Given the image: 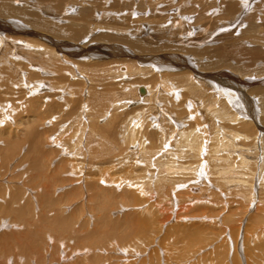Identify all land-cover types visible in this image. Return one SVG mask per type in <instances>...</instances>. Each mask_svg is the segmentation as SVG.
I'll list each match as a JSON object with an SVG mask.
<instances>
[{
  "label": "rangeland",
  "instance_id": "374dc122",
  "mask_svg": "<svg viewBox=\"0 0 264 264\" xmlns=\"http://www.w3.org/2000/svg\"><path fill=\"white\" fill-rule=\"evenodd\" d=\"M169 1L170 0H136L133 7H130L131 4L129 3L132 2V0H35V1L34 0H27V1L17 0V2L19 3V6L23 8L22 11H25V13H27V17H29L28 21L31 22L28 24L25 23L27 24L26 26L29 28V31L33 30L31 32H37V34L39 33L48 38L55 39L58 42L63 41V42L71 43V44H81L82 43L83 45H81L80 47L82 49L86 48L88 45L90 46V44L91 45L102 44L104 43V40L106 38H111V37L112 38L110 40L112 41L111 42L112 44L114 43V45L118 44V46L120 45L122 47H126V48L128 47L131 50L133 49L130 46L133 44H135L134 47H137L138 44H141L144 47H147L149 49L160 48V47H163L164 45H167L168 47H170L171 45L173 46V44L178 46L177 43H174V42H176L177 37H178L177 35H179L180 38L185 36V38L187 39L194 38V40L196 39L197 42H199V43L197 42L194 43V42H191V40H189L186 44L181 45L182 48H185L186 50L190 51L189 53L191 52L193 53L195 51L198 52L199 58H197V60L201 59L202 60L201 62L204 63L207 60L208 62H211L213 59V62H214V61H219V59L222 60L219 56H216V55L214 56V58L211 59V57H209L211 56V54L207 53V52H211L210 50H208V48L217 47V45L222 44L220 43L221 42L220 40L216 41L215 40L216 38H219L220 36L223 38V35L229 34L231 36L229 41L231 40L239 41L242 36L243 41L241 42L243 44L245 43L244 44L245 46H251L249 44L250 41H252L251 43H255V41L251 39L250 36L252 35L254 37L257 36V35L251 34V32L256 31V30L259 31L258 29H264V0H257V1L251 0L252 3L247 6L248 9L244 10L238 19H236V16L233 17V15L228 14L226 10L223 9L222 6H220V4L222 3V0H197V1L195 0V4L197 5L199 4V1L202 2V5L199 4L198 9L197 8L195 9L193 6L195 5L193 3L194 0H171V3H170L171 5L169 4ZM58 3H60L61 6H63V7H60L61 9H59ZM197 5L195 7H197ZM19 6L17 7L20 8ZM170 6L172 8H170ZM38 10H40V12ZM79 10L83 11V13L85 11V14L86 13L87 14L81 17L79 14L80 13ZM36 11L37 13H34ZM31 12L33 14H31ZM196 12H198L199 14L196 15ZM78 19L81 22H79ZM41 23L43 24L41 25ZM71 24H73L74 26L76 24H80V27L82 26L81 36L83 35V38L85 40L83 39V41H81L80 43L79 41L77 42L70 41L71 34L69 33L73 32V30H71L69 27V25ZM203 26L204 27L209 26L208 28L209 31L208 30L202 31L201 34L203 33L202 35H206V36L210 34V36L213 38V41H211L209 38L208 40L203 39L202 35H197L198 33L200 34V29L203 28ZM243 33L245 34V36H247L245 37V39L243 38L244 36ZM136 34L138 35L136 36ZM247 34L250 36L248 37ZM168 35H170L173 40L170 39L169 41ZM104 37L105 39H103ZM119 37L126 39L128 41V44L126 42H123L125 44L120 42L119 39H117ZM225 40L226 38H223L222 42L224 43ZM248 40L250 41L248 42ZM229 41H226V42L228 43ZM226 42L224 44H226ZM20 43L21 42H15V41H9V40L4 41V39L0 40V46L2 47V48L0 47V63L2 64V62L4 61V63L2 64L3 66L0 64V84L5 83L3 84V86H8L6 90L8 89L7 91L10 92V93L9 92L6 93L0 89V91H3L5 93L4 102L3 101H1L3 103L0 102V108L3 109V111L0 112V120H1L0 121V133L3 136V138L2 136L0 137V149H2L1 146H3L4 138L9 137L10 134L12 135V138H15L19 136L23 130H26L25 126L33 127L35 123V120H34L35 116L28 119L26 118L25 114H23V120L29 121V122L27 124H23L20 126H16L17 124L15 125L14 122H12L19 115V112L21 114V112L26 110L24 109V104H25L24 102L27 99H29V101H33V99L38 98L40 94L42 95L54 94L55 95V96L53 95L55 99L54 105L56 104L59 106V108L52 110V113H53L52 115L54 118L52 117L53 119H51V121H54L55 118H57V113H61V112L63 113L66 111L65 105L67 103L65 101L67 98L70 97L69 90L72 89L73 85L74 86L76 85V82H75V83L70 84L67 89H64L63 83H67V80L65 81L61 79L59 80V78L60 76L68 77V73L63 75V73L54 70L55 67L51 65L53 63L48 64L49 57L44 55V53H41L39 46L35 48L34 46L36 45L31 44L33 46L22 47L24 43L23 44L22 43L20 44ZM111 43L109 41V42H106L105 44H111ZM15 46H17V48ZM225 46L228 52L232 50V49H228L227 44ZM38 47H39V50H38ZM10 49L13 50V52H11ZM34 50H37L38 52ZM15 51H17L18 53ZM22 52H24L23 53L24 55L22 54ZM25 52L28 54H26ZM175 52L176 51H174L173 53V51H171V53L173 54H175ZM5 53L6 55L7 54L8 55L6 56ZM29 53L30 54L32 53V54L30 55ZM180 54H175V55L178 56ZM9 57H11V61H8L10 60ZM22 57L23 58L25 57V58L23 59ZM93 57L99 58L98 56H95V55H93ZM194 57H197V55H195ZM229 57H231V59L226 58L228 60L225 63L228 64L227 62H230L228 65L232 66L234 69L237 68V70L240 69L242 72H245L246 67L250 66V63H248L244 58L240 57L239 59V54L238 55L232 54V56H229ZM108 58L109 57L104 56L102 58L97 59L96 61L92 60L91 62H98L100 64L99 65L100 67L96 68L97 70H99L101 67L107 70V66L109 65V63L112 62ZM16 59H18V61H16ZM25 59L26 61L24 63ZM42 60H44V62ZM195 60L196 59L194 58V61ZM38 61H40L41 64L42 63L43 64L41 65L40 62L38 63ZM102 62H105L106 65L105 66L102 65ZM20 63H23V64L21 65ZM32 64L33 66L37 64V66H35L36 67L35 69L34 68L32 69L33 67ZM121 64H125V63H121ZM6 65H9L8 67L10 68L8 69ZM16 65H17V68H16ZM97 65L98 64H96V66ZM126 65L127 64H125L124 66ZM79 66L78 65L75 66V63H74V66H72L73 68L74 67L77 68L76 71L78 72L77 73L78 75H81L82 77L84 76L81 79L82 82L79 81V84H80L79 86L81 85L82 87L86 86V83H83L84 78L85 79L88 78L89 82L92 83L91 85H93V82L95 80L97 79L101 80V82L99 83L100 84L99 87L103 89H106V88H104L105 86L102 85V79H103L104 84L106 83L107 86H110V84L111 85L115 84V83H112L114 82L113 81L114 73L112 69L109 74L110 77L105 72V75H107L110 79L107 78V76L105 77V75L103 76V74L100 73L98 74L99 77H96L94 80H91V78L93 79L94 76H97V74L94 73L95 69L89 72V71L84 70L82 66L80 67ZM112 66L113 65L111 64L109 68H111ZM3 67L5 70L8 69L6 72L9 71L10 74H12L13 76L12 75L8 76L7 73L5 75V72H4L5 70H3ZM40 67L42 68V70ZM47 67L51 71L48 70ZM78 67L80 69L83 68V71L85 73H82V71L80 70L79 72ZM258 67L260 68L261 66H258ZM126 69L127 71L125 70V72H127L128 74H126L124 71L121 73L123 74L125 73L127 75V79L128 77L129 79L123 80L122 77H119L120 78L119 80L125 81L127 86L121 87V86L114 85V88H115L114 94H113V97L110 98V100L111 99L116 100L120 98L118 100L119 101L118 104L115 107H111V109L106 113V115H104L103 119H99L98 121L100 125H105L111 119L110 117L113 114H117V115L122 114V116L119 117V120L116 123H114L113 127L108 129V131L110 133H114L113 139L115 140L117 144L116 149L120 147V150L122 151V148H123V150L125 149L124 150L125 153L122 152L123 155L119 153L121 157L119 156L117 158H114V156H112V159H114V163H112L113 161L110 160L111 159L110 157L108 158V160L104 157L98 161L95 160L96 158H94L95 161H93V164L96 165L94 170L91 171L89 175L85 173L87 171L86 170V171H83L81 174H78L76 177H71L73 180L70 184L71 186L70 185H67V186H70L72 188L75 186H79L78 181H76L75 178H80L82 176L84 177V179L80 180L81 185L82 183H84V181H87L89 179L93 180L92 175L96 174L99 167L101 168L102 166L108 167V165H112L110 169V176L118 177L119 174H120L119 176H122L125 173V171H123L124 167L129 168L131 165L135 166L134 164H130L126 162H129V161L135 162L136 160L142 159L141 153L145 152V150L141 151L143 149L140 147V145L138 146V142H136L138 140L134 141L132 144L123 145L122 142L124 139H126L129 132L126 128L127 122H124L122 120H128V118H130L131 116L129 115V117H127V115H125V112L133 108H140V106H143L145 102L144 100L145 95H142V93L139 90L137 91L136 88L140 85H141L140 87L142 88H147V87H150V85L148 82H146L145 77L142 76V74H141L142 77L139 76L141 79L139 80L137 76L139 71L136 70L135 72L133 71V69H131L130 71L129 67L127 68V66H126ZM10 70H12L14 74ZM38 70H41V71L39 72ZM246 71H247L246 73L250 72L254 74V73L259 72L260 70L258 71L255 70L254 72H251L250 69H247ZM20 72L24 75L23 76L24 78L23 77L22 78L27 83H25L22 79H21L22 80L21 83H19L20 82L19 74H21ZM121 73L120 75H122ZM29 74L30 76L33 74L34 75L30 77ZM71 74H74V73H71ZM35 75L36 77L37 76L38 77L36 78ZM25 76L26 77L28 76V77L26 78ZM252 76L253 75H251V77ZM3 77H11V78L15 77V79L13 78L12 84H10L11 79L10 78H9L10 80L7 79L8 81L2 80V79H5ZM16 77H18V79H16ZM253 77L257 79V78H260L261 76L257 75ZM137 78L139 81L137 80ZM262 78H264V74L262 75ZM34 79L35 80L39 79V81L36 80L38 83L36 81L34 82ZM74 79L76 81L78 80L77 77H74L73 75V78H71V80H74ZM117 82L119 81L117 80ZM29 83H33V84H29ZM57 83H59V85ZM27 84H29V87ZM41 85L43 86L41 87ZM35 86H37V88ZM259 86L264 88V83H262V85H259ZM123 88H126V89H123ZM128 88H129V93L127 91ZM247 89H245L246 92H247ZM86 96L87 95H84L83 97H86ZM171 97H172L171 95H165L163 96V98H160V96H158V98L156 97L154 105L157 107V109L155 106H153L152 112L154 111L153 113L156 116L155 120L158 121L162 119V122L159 124V126L152 124L154 125V129H152V131L157 130V133H159V131L163 127H164L165 132H167V130L169 129L168 131L171 132V134L166 137V138L168 137L169 138L167 139V143L165 144L164 150L165 149L166 150H165V153L162 155V159H168V161L179 163L183 166H186L185 165L186 163L187 164L191 163V162H188L190 161L189 157L187 158L186 155L185 156L182 155L181 157H179V160H178V158H176V156L174 157V155L176 153L179 154V152L181 153V151L183 150L182 148L183 146L179 144V141L177 139L180 136L179 135L180 132H178L179 128L180 127H183L184 129L188 128V126L185 125L184 124L185 122L183 121L184 118L187 116V114L184 113L186 115L185 117L184 115H181V117H178L179 116L178 113L183 108L175 107V104H177L178 103L177 101H179V99H176L175 97L174 99H172L173 100L172 102L174 105L171 106L172 102L169 101ZM19 98L21 99L23 105L22 103H20L21 101H19L20 100ZM122 100L123 101L126 100L125 103H123ZM192 100H193V103L196 104L197 110L198 108L200 110H203L202 112L201 111L198 112V115L201 116V117L199 116V118L206 121L205 123H203L205 126V129L206 130L208 129V132L210 134L209 138L210 139L211 137L213 138L214 137L213 131H215L216 127H218L219 124L225 122V116L223 115V117H221L222 115H220L219 113L215 114V112L213 114L214 116L209 115L211 113L207 112L204 106H198L197 104H200V103H198L197 100L194 98H192ZM252 100L255 102L256 105H260L262 103L261 100L263 99H261V95H257L256 97H253ZM105 102L106 100H104L103 104ZM19 104L21 105L19 106ZM124 104L126 105L124 106V108L118 109L120 106ZM76 111H77V108H76ZM6 112L7 114L9 113L8 114L9 117L7 116ZM141 112L135 111V112H132V115L134 114L140 115ZM46 116L47 115L45 114V117ZM259 116H260V119L261 117H264L263 110H260ZM179 118H183V119L179 121L180 120ZM170 121L172 123H169ZM235 123H231V124L235 125ZM134 124H136V122ZM173 124L176 125V127L168 128L172 126ZM49 125L50 124H45L44 128L49 127ZM68 125L69 123L66 122L63 125V128H66V126ZM226 127H224V129L226 130L222 132L220 130L218 135L222 133L221 136L222 135L232 136L231 134L227 133L228 129ZM134 133H136V131ZM52 134H53L52 131H49V133H47L46 135L50 137L51 139L50 141H52V137H53L51 136ZM53 135H58V133L53 134ZM205 136L206 135H203V137ZM245 136H247L246 133H245ZM60 137L61 136H58L56 138H60ZM151 137H152V141L149 145L147 141L144 142V145L146 146L148 145L146 147L147 151L153 150L159 143V139H156L157 137L155 135H152ZM222 137L225 138L224 136ZM220 141L222 142V138H220ZM253 141H254V144H253ZM255 141L256 140L254 138L252 139L249 138L246 140H239V138L238 137L236 138L235 136V138H233L232 140L233 147L231 149H227L226 152L224 149L215 150L216 154L222 155L221 156L222 158H227V161L225 162V164H220L221 158L213 159L211 161H208L205 159L206 161L204 162H206V174L204 172L205 175H201L202 177L200 176V180H198L199 182L198 184L196 183L191 184V188L195 189L194 191L193 189L192 191L191 190L187 191L188 187H185V186H183V188L179 187L178 189L174 191V193L173 191H170L168 193L170 200H169V203L167 202V204H171V206L172 205L173 206H172V209H170L171 207H168V206L166 207L168 209V212H171L169 215L171 218L170 220L168 219L165 220V222L162 221V217H165V215L168 216V214L166 212H163L164 215L161 213H160L161 215H159L160 211L157 210L158 207L155 204H153V202L149 203V205H152L151 206L152 208L150 207L149 212L154 214L153 216H150V217L147 216V210L149 206L147 204L148 202L147 203L145 202L142 205L143 207H145L144 211L132 210V209H129L130 207L121 208V206L127 207L131 205V204L128 205L130 200H124L122 203L116 204V205L115 203H113L114 206H112V209L107 210V212L109 213L112 212L111 219L113 220V223L111 224L110 223H98L94 225V217H93L94 214L92 215V212L90 210V204H86L87 207H85L86 209L83 210V212L85 213L84 215L82 214V216H84V218L86 219V217H88L86 215L90 214L91 218L90 217L87 218L88 219L87 221H89V223L87 227H85V229L83 230H80V226H82L81 222L75 223L74 228L76 230L75 231L76 237L74 239L66 240V238L65 239L62 238L59 241L51 240L47 233L50 234L53 228L50 227V224L48 223L47 218L41 220L40 221L41 227H44V226L47 227L45 230L47 232V233L45 232V236L47 238H45L44 241L41 243V245H39V251H40L41 256H44V260L49 262L51 261L52 257H55L54 255L55 253L59 254L62 250L68 253H71V251H73L70 257L71 261L69 263H67L68 261H64V262H61L60 264H71V262L72 261L74 262L75 260L78 264H87V263L89 264L88 261H91L92 263L96 264L94 260L95 258L96 259L98 258L99 260L101 259L100 261L102 264H263L264 262L263 261L261 262L260 261L261 259L258 258V252H259L258 248L261 245V241H260L261 238H259V236L256 234L257 227L255 228L254 219H253L254 213L256 212V208L254 207L253 209V204L256 203V202L254 203V201H259V197H260L259 194L261 192L260 186H257L255 188L254 187L255 181H254L253 183H251L252 184L251 187L249 186H247L248 188L246 187V184L243 182L244 180L243 171L245 170L244 165L243 164L240 165L241 155L248 161V163L252 162L253 157H255L254 152H256V150H254V148H256ZM209 142H211V140H209ZM173 143L176 148L173 147ZM212 143H216V146L219 147V141H214ZM235 146L236 147L239 146V148H235ZM26 149H27V146L20 149L18 152V155L15 158L12 157L7 161L9 163H6L4 161L5 159L4 154L0 155V237L6 239V240L0 239V255H3L1 258L6 259L5 261L12 260V258L10 257L12 253H19L21 251V250L13 251V250H17L18 246L14 241L9 240L10 237L12 236L17 237L21 233L27 230H29L32 234L37 232L33 228H28L29 219L27 215H23L20 219L14 218L12 215H7L8 208L12 207V210H16L24 203L26 199L30 198L29 200L31 204L35 205L32 208L33 212L37 216H39L42 213H47V210H48L46 209L45 206H42L41 204L36 206L37 202H36L35 194L37 193L38 189H37V183L35 179L36 175L32 171V169H35V162L31 164L30 169H29V165L26 163H24V166L19 167V163H20L19 161L21 160L22 157L27 155ZM138 149L139 151H136ZM174 151L175 153L173 154ZM169 153L171 156L169 155ZM125 154L126 155L128 154V155L125 156ZM130 156H132L131 158H133V160H130L131 159ZM126 157L129 158L128 161L120 160V159L125 160ZM79 159L83 160L81 156H79ZM180 160L181 161L183 160L185 162L183 161L181 162ZM99 161H100V164H99ZM86 163H90L89 159L86 160ZM124 164H128V165H124ZM152 164L155 165L154 162ZM226 164L228 167H226ZM26 169H29V173ZM149 171L150 172H147V175L149 176L152 174L151 176H153V178L149 176V179L152 181L153 179L156 181L155 178L157 176H160V177L162 176L160 172L161 170L159 168L155 170L153 169L152 171L149 170ZM97 177L98 175L96 176V178ZM174 178H171V179H174ZM186 179H187L186 177L179 176L178 180H186ZM249 180H251L250 177H249ZM201 181H202V184H200ZM261 182L262 181H259V184H261ZM152 184L154 185V181ZM101 185L104 187L105 183ZM195 185L197 186L195 187ZM105 187H107V185H105ZM148 188L149 187L147 186L146 192L149 191L148 193H151L154 196V199H155L154 202L163 203L164 201L167 200V198H164L163 200L158 201V195L156 194L154 195V191L151 190L150 192ZM246 190H247L248 196H246V200H245L243 198V195L246 193ZM186 191L187 193L190 192L189 193L190 195L192 194L191 198H189L187 202L185 201L187 199ZM249 191H251L250 196H249ZM18 192L21 193V197L19 198L17 203L6 205V203L10 201V197L12 196V194H15ZM58 192L59 191H57L56 194H58ZM20 193L16 194L15 196L18 197ZM249 199L251 200L253 199L252 200L253 202H250V206L246 205V202ZM180 203H182L184 207H186V208H183L184 209L183 211H180V209H177L178 208L177 206H179ZM91 206L96 207L95 204L94 205L92 204ZM49 210L51 211L48 212L49 214L48 213L47 214L50 217L53 211L52 209H49ZM59 211L61 212L63 216H68L76 220V217L80 209H77V207L74 206V204H70L66 206V208H64L63 204L61 203L59 204ZM133 212H141V214H143V215H140L139 219H141L140 221L144 225V228L143 229L140 228V230L137 232L131 231L125 225L126 223L123 219L125 215L132 214ZM179 212L182 217L181 219H178V216H176V215H179ZM229 215H231L230 218H232L234 222L231 225L230 224L228 225L227 223H225L223 219L225 216H229ZM137 216L138 214L135 217ZM240 221L242 222V224H238ZM233 227L235 228L233 229ZM230 228H232L231 229L233 230L232 232H230ZM238 228L239 230L237 231ZM8 234H10V236ZM37 244H39V242H37ZM9 248L10 250H8ZM7 251H11V254L8 256H6ZM59 256L62 257L61 254ZM3 262L4 261H0V264ZM50 264H54V263H50Z\"/></svg>",
  "mask_w": 264,
  "mask_h": 264
},
{
  "label": "bare ground",
  "instance_id": "6f19581e",
  "mask_svg": "<svg viewBox=\"0 0 264 264\" xmlns=\"http://www.w3.org/2000/svg\"><path fill=\"white\" fill-rule=\"evenodd\" d=\"M135 1L136 0H132V2L129 3L132 5V6L130 5V7H133ZM170 3H171V0L169 1V4ZM193 3L195 4V0L193 1ZM251 3H252L251 0H222V3L220 4V6H222V8L225 9L228 14L233 15V17L236 16V19H238L239 16L241 15V13L244 10L248 9L247 6L250 5ZM58 4H59V6H58L59 9H61L60 7H63V6H61L60 3H58ZM199 4L202 5V2L199 1ZM199 4L193 5L194 8L198 9ZM196 5H197V7H195ZM17 6H19V3L17 2V0H0V40L4 39V41L9 40V41L21 42L22 44L24 43V45L22 47L33 46L31 44H35L36 45V46H34L35 48L37 46H39L41 53H44V55L49 57L48 58V60H49L48 64L53 63L51 65L55 67L54 70L63 73V75L68 73V77L65 76L66 77L65 78L64 76L63 77L60 76V78H59V80L60 79L64 80V81L67 80V83H63L64 89H67L68 86L72 83L76 82V85L75 86L73 85L72 89L69 90L70 91V97L67 98L65 101L67 103L65 105L66 111L64 110L65 112H63V113L62 112L57 113V118H55L54 121H51V119L54 118L52 115L53 114L52 110L59 108L58 105H56V104L54 105V101H55V99L53 97L54 94H51V95L50 94H48V95L47 94L46 95L40 94V96L36 99L34 98L33 101H29V99L26 98L27 100L24 102L25 103L24 109H26V110L21 112V114L19 112V115L12 122H14L15 125L17 124L16 126H20L23 124H27L29 122V121L23 120V114H25L26 118H28V119L35 116V119H34L35 123H34L33 127L32 126H25L26 130H23L22 133L15 138H12V135L10 133H9L10 134L9 137L4 138L3 146H1L2 149H0V155L1 154L5 155L4 161L6 163H9L7 161L10 158H12V157L15 158L18 155V152L20 149L27 146V149H26L27 155L22 157L21 160L19 159L20 160L19 161L20 162L19 167L24 166V163H26L29 165V169H30L31 164L33 162H35V169H32V171L36 175L35 179H36L37 189H38L37 193L35 194L36 196L34 195L36 197V202H37L36 206L41 204L42 206H45L46 209H48L47 213L51 211L49 209H52L53 212L51 213L50 217L48 216L49 213L48 214L42 213L39 216H37L33 212L32 208L35 205L31 204V202L29 200L30 198L26 199L24 201V203L16 210H12V207H9L7 215H12L14 218H17V219H20L23 215H27V217L29 219L28 228H33L37 232L32 234L29 230H27V231L21 233L17 237L16 236L10 237L9 240L14 241L18 246V249L13 250V251H19V250H21V251L19 253H12V254H11V251H7L6 256L11 254L10 257L12 258V260H9V261H5L6 259L1 258L3 255H0V261H4L1 264H50V263L60 264L61 262H64V261H68L67 263H69L71 261L70 260L71 259L70 258L71 253L73 251H71V253H68V252H65L62 250L59 254L55 253L54 254L55 257H52L51 261H49V262L44 260V256H41L40 251H39V245H41V243L44 241V239L47 238L45 236V232H46L45 230L47 227H45V226L41 227L40 221L47 218L48 223L50 224V227L53 228L52 232L50 234L46 232L49 235L51 240L59 241L62 238L63 239L66 238V240L74 239L76 237V233H75L76 230L74 228L75 223L81 222L82 226H80V230L85 229V227H87V225L89 223V221H87L88 220L87 218L90 217L91 215L90 214L86 215V216H88V217H86V219L84 218V216H82V214L84 215V213H85V212H83V210L86 209L85 208V207H87L86 204H90V210L92 212V215L94 214L93 215L94 225L98 224V223H110V224L113 223V220L111 219V213L112 212L109 213V212H107V210L112 209V206H114L113 203H115V205L120 204L124 200H130L128 205L129 204H131V205H129L127 207L121 206V208H129L130 207L129 209L140 210V211L145 210V207L142 206L145 202L146 203L148 202L147 203L148 205L150 202H153V204H155L158 207L157 210L160 211L159 215H161V214L164 215L163 212H166L168 214V216L165 215V217H162V221L165 222V220H167V219L170 220L171 217L169 215L171 212H168V209L166 207L168 206V207H171L170 209H172L173 205L171 206V204H167V202L169 203V200H170L168 193L170 191H173V193H174V191L176 189H178L179 187L183 188V186L188 187L187 191H189V190L192 191V189L194 191L195 189L191 188V184L192 183L198 184L199 183L198 180H200V176L206 174V162H204V161H206V160L211 161L213 159L221 158L220 164H225V162L227 161V158H222L221 157L222 155L216 154L215 150L224 149L226 152L227 149H231L233 147L232 140H233V138H235V136H236V138L238 137L239 140H246L249 138L250 139L254 138L256 140L255 141V144H256L255 147L256 148H254V150H256V152H254L255 157H253L252 162L248 163V161L241 155L240 156L241 157L240 165H242V164L244 165L245 170L243 171V175H244L243 182L246 184V187L247 186L251 187L252 186L251 183H253L254 181H255V183H254L255 188L257 186H260L261 192H260L259 196L261 198L259 197V201H254V203L255 202L256 203L253 204V209L255 207L256 212L254 213L253 219H254V226H255V228L257 227L256 228L257 229L256 234L259 236V238H261V240H260L261 245L258 248V251H259L258 252V258L261 259L260 260L261 262L262 261L264 262V240H262V239H264V117H261V119H260V116H259L260 110L264 111V88L259 86V85H262V83H264V78H262V75L264 74V29H258L259 31L256 30V31L251 32V34L257 35L256 37H254L253 35L252 36L248 35L250 32L247 34L248 37L250 36L251 39H253L255 41V43H251L252 41L248 40V42L250 41L249 44L251 46H245L244 45L245 43L243 44L241 42V41H243L242 36H241L239 41H232V40L229 41L231 36L229 34L223 35V38H226L225 42L226 41L230 42V44H229V42L228 43L226 42L228 49H232V50H230V52L227 51L226 46H225L226 44H224L225 42L224 43L222 42L223 38L221 36L219 38H216L215 40L216 41L220 40L221 42L220 41L219 42L222 43L223 45L219 44V45H217V47L208 48V50H210L211 52H207V53L211 54V56H209V57H211V59L214 58V56L216 55V56H219L222 60L219 59V61L213 62V59H212L211 62H208V60H207L206 62L203 63V62H201L202 61L201 59L197 60V58H199L198 52L195 51L193 53L192 52L189 53L190 51L186 50L185 48H182V46H181L182 44H186L189 40H191V42H194V43H196L197 40L196 39L194 40V38H192L193 40L187 39V38H185V36L180 38L179 35H177L178 36L177 40H176V42H174V43H177L178 46H176L174 44H173V46L171 45L170 47H168L167 45H164L163 47L156 48V49H152V48L149 49L147 47H144L141 44H138L137 47H134L135 44H133L130 46L133 49V50H131L128 47L126 48V47H122L120 45L118 46V44L117 45H114V43L112 44L111 43L112 41L110 40L112 37L106 38L108 40H106L104 37L103 38V39H105L104 43L94 44V45L90 44V46L89 45L87 46L88 48L86 47L84 49L80 48L81 45H83L82 43L81 44H71V43H67V42H63V41L58 42L55 39L48 38V37L41 35L39 33L37 34V32H31L33 30L29 31V28L26 26L28 23H31L28 21L29 17H27V13H25V11H22L23 8H21L20 6H19L20 8H18ZM170 8H172V7L170 6ZM40 10H38V11L40 12ZM31 11H33V10H31ZM42 12H43V10H42ZM210 12H211V10H210ZM34 13H37V11ZM31 14H33V13L31 12ZM79 14L82 17L83 15H86L87 13L85 14V11H84V13H83V11H80ZM79 14H78V16H79ZM198 14L199 13L196 12V15H198ZM34 15H32V16H34ZM76 20H77V18H76ZM78 21H79V19H78ZM235 21H237V20H235ZM79 22H81V21H79ZM25 23H27V24H25ZM42 24L43 23H41V25ZM45 24H47V23H45ZM85 26H86V24H85ZM69 27L71 30H73L72 33H69V34H71L70 41L71 42L72 41L73 42L79 41V43L81 41H83V39H84L83 35L81 36V34H82V28L81 27L82 26L80 27V24H76L75 26L73 24H71V25H69ZM208 28H209V26H206V27L203 26V28L200 29V34L198 33L197 35H202L203 33L201 34V32L207 31ZM204 33H206V32H204ZM137 35L138 34H136V36ZM202 37H203V39L208 40V38H209L211 41H213V38L210 36V34L207 36L202 35ZM245 37H247V36H245V34H244L243 38L245 39ZM117 39H119V41L122 43L126 42L128 44V41L122 37H119ZM127 39H129V38H127ZM170 39H172V38L170 35H168V40L170 41ZM101 41H103V40H101ZM109 41L111 44H105L106 42H109ZM198 41H199V39H198ZM40 42H42V43H40ZM131 42H133V41H131ZM197 43H199V42H197ZM123 44H125V43H123ZM15 47L17 48V46H15ZM39 47H38V50H39ZM32 49H33V47H32ZM8 50H9V48H8ZM10 51L13 52V50H11V49H10ZM34 51H37V50H34ZM171 51H173V53H174V51H176L175 54H180V53L181 54L177 56V55L171 53ZM15 52H17V51H15ZM177 52H179V53H177ZM222 52H224V53H222ZM17 53H15V54H17ZM23 53L24 52H22V54ZM205 53H206V51H205ZM26 54H28V53H26ZM232 54H235V55L239 54V59H240V57H242L248 63H250V66L246 67L245 72H242L240 69L237 70V68L234 69L232 66L228 65L230 62H227L228 64L225 63L229 58L231 59V57H229V56H232ZM5 55H6V53H5ZM93 55L98 56L99 58H102L104 56L109 57L108 59L112 62L109 63V65L107 66V70L103 69L102 67L99 70L96 69L97 67L98 68L100 67L99 66L100 64L98 62H91V61L92 60L96 61L99 58H94ZM195 55H197V57H194ZM9 58H10V60H8V61H11V57H9ZM194 58L196 59L195 61H194ZM226 58H228V59H226ZM7 59H8V57H7ZM44 60H45V58H44ZM44 60H42V61L44 62ZM16 61H18V59H16ZM25 61H26V59L24 60V63H25ZM39 62L40 61H38V63ZM3 63H4V61L2 62V64ZM74 63H75V66L80 65L84 68V70L89 71V72H91L92 70L95 69L94 73H96L97 76H94V78L93 79L91 78V80H94L96 77H99L98 74H100V73H102L104 76L105 72L110 77L109 74H110V71L112 69V71L114 73L113 74V76H114L113 81L114 82H112V83H115V84H113V85L110 84V86H107L106 83L104 84L103 79H102V85H104L105 86L104 88H106V89H103V88L99 87L100 86L99 83L101 82V80L97 79L93 82V85H91L92 83L89 82L88 78L87 79L84 78L83 80L85 82L83 81V83H86V86H84V87H82V85L79 86L80 85L79 81L82 82L81 79L84 76L82 77L81 75L77 74L78 73L76 71L77 68L74 67L75 68L74 69L72 67V66H74ZM121 63L127 64L126 66H127V68L129 67L130 71H131V69H133V71H135V72H136V70L139 71L137 74L139 80H141L139 76H141V74H142V76L145 77L146 82H148L150 85V87H147V88H142V87H140L141 85L136 88L137 91L139 90L142 93V95H145L144 96L145 102H144L143 106L139 105L140 108H133V109H130L129 111L125 112V115H127V117H129V115H131V116H130V118H128V120H122L124 122H127L126 128L129 132L126 139H124L122 142L123 145L132 144L134 141L138 140V141H136V142H138V146L140 145V147L143 149L141 151L145 150V152H142V153L140 152L142 159L136 160L137 159L136 158L135 159L136 161L134 160L135 162H131V161L126 162V163H130V164H134L135 166L131 165L132 167L130 166L129 168L124 167L123 171H125V173L122 176H119L120 175L119 174L118 177H112V176H110V169H111L112 165H108V167L102 166L101 168L99 167L96 174L92 175L93 180L89 179L87 181H84V183H82V185L80 184L81 183L80 180H83L84 177L82 176L83 177L82 178L79 176L80 178H75V180L78 181L79 186L74 185L75 187L72 188V187H70L71 186L70 184L73 181L71 177H76L78 174H81L83 171H86V170L87 171L85 173L89 175V173L91 171H93L94 168L96 167V165L93 164V161L101 160L104 157L108 160V158L110 157L111 158L110 160L113 161L112 163H114V159H112V156H114V158H117L119 156L121 157V155L119 153L122 154V152H124V150H125V149L123 150V148H122V151H121L120 147L118 149H116L117 144H116L115 140L113 139L114 133H110L108 131V129L113 127L114 123H116L119 120V117L122 116V114H120V115L113 114L110 117L111 119L105 125H100L98 123L99 119H103L104 115H106V113L111 109V107H115L119 102L118 100L120 98L116 99V100H114V99L110 100V98H112L113 94H114V90H115L114 85L121 86V87L127 86L125 81L119 80L120 79L119 77H122L123 80L127 79L126 74H128L127 72H125V70L127 71L126 66H124L125 64H121ZM7 64H8V62H7ZM20 64L22 65L23 63H20ZM33 64H35V63H33ZM33 64H32V66H33ZM40 64H41V62H40ZM96 64H98V65L96 66ZM111 64L113 66L111 68H109V66ZM9 65H6V66L8 67ZM17 65H18V63H17ZM17 65H16V68H17ZM102 65L105 66L106 65L105 62H102ZM25 66H26V64H25ZM35 66H37V64ZM35 66H33L32 69L33 68L35 69L36 68ZM258 66H261V67L259 68ZM9 68L10 67H8V69ZM43 68H45V67H43ZM83 68L82 69L79 68L78 71L80 70V71H82V73H85L83 71ZM8 69L5 70L3 67V70H5L4 71L5 75L7 73L8 76H10L12 74H10L9 71H8L9 73L6 72ZM47 69L50 70L48 67H47ZM247 69H250L251 72H254L255 70H257V71L260 70V71L252 74L250 72L246 73ZM41 70H42V68H41ZM41 70H38V71L40 72ZM10 71L14 74V72L12 70H10ZM123 71L126 74L121 73ZM36 72H35V74H36ZM44 72H45V70H44ZM119 72L122 75H120ZM17 73H18V71H17ZM71 73H74V74H71ZM21 74H19V76H20L19 81L20 82L17 80L19 83H21V81L24 78L23 77L24 75L23 74L21 75ZM235 74H237V75H235ZM27 75H28V73H27ZM33 75L30 76V74H29L30 77H32ZM73 75H74V77H77V79H78L77 81L75 79L71 80V78H73ZM251 75H253V76L259 75L261 77L255 79V77H253V76L251 77ZM106 76L107 75H105V77ZM108 76H107V78H109ZM18 77H16V79H18ZM35 77H36V75H35ZM3 78H5V79H2V80H7V79L10 80L11 79L10 84H12V79L13 78L15 79V77H12V78L11 77H3ZM138 78H137V80H138ZM128 79H129V77H128ZM36 80L34 79V82ZM117 80L119 82H117ZM37 81H39V79ZM87 82H89V83H87ZM7 83H9V82H7ZM25 83H27V82H25ZM3 84H5V83L0 84V89L6 93L9 92V91H7L8 89L6 90V88L8 86H3ZM29 84H33V83H29ZM29 84H27L28 87H29ZM40 84H41V82H40ZM57 84L59 85V83H57ZM23 85H24V83H23ZM37 86H35V87L37 88ZM42 86L43 85H41V87ZM123 89H126V88H123ZM245 89H247V92L245 91ZM3 91H0V102L1 101L4 102V99H5V93ZM127 91L129 93V88L127 89ZM143 93H145V94H143ZM61 94H62V92H61ZM67 94H69V93H67ZM84 95H87V96L83 97ZM165 95H171L172 96L169 100L171 102L173 101L172 99H174V97L176 99H179V101H177L178 103L175 104V107L176 108L182 107L183 109H181L180 112L178 113V115H179L178 117H181V115H184V117H185L186 115L184 113L187 114V116L184 118L183 121L185 122L184 124L188 126V128L184 129L183 127H180L179 131H178V132H180L179 133L180 136L177 139L179 141V144L183 146L182 147L183 150L181 151V153L179 152V154L176 153L174 155V157L176 156V158H178V160H179V157H181L182 155H184V156L186 155L187 158L189 157L190 161H188V162H191V163H189V164L186 163L185 164L186 166H183L179 163H174V162L168 161V159H162V155L165 153V150H166V149L164 150L165 144L167 143V139L169 138V137L168 138H166V137L171 134V132L168 131L169 129L167 130V132H165L164 127H163L159 131V133H157V130L152 131V129H154V125H152V124L159 126V124L162 122V119H160L161 121L160 120L156 121L155 120L156 116L153 113L154 111L152 112L153 106H155L154 104H155L156 97L158 98V96H160V98H163V96H165ZM257 95H261V99H263V100H261L262 103L260 105H256L255 102L252 100L253 97H256ZM251 97H252V99H251ZM7 98H9V97H7ZM192 98L196 99L197 102L200 103V104H197L198 106H204L206 108V111L211 113L209 115H213L215 112V114L219 113L220 115H222L221 117H223V115L225 116V122H224L225 124L221 123V124H219L218 127H216L215 131H213L214 137L213 138L211 137V139L209 138L210 134L208 132V129L206 130L205 126L203 124L206 121L199 118L200 115H198V112L199 111L202 112L203 110H200L199 108H198V110L196 109L197 106H196V104L193 103ZM104 100H106V102L103 104ZM9 101H10V99H9ZM19 101H21V99ZM125 101L122 100L123 103H125ZM3 102H1V103H3ZM5 102H7V101H5ZM65 102H64V104H65ZM20 103H22V101ZM20 105L21 104H19V106ZM22 105H23V103H22ZM173 105L174 104L172 102L171 106H173ZM3 106H4V104H3ZM124 106H126V105L124 104V105L120 106L118 109H122V108H124ZM76 108H77V111H76ZM156 109H157V107H156ZM201 109H202V107H201ZM2 111H3V109H1L0 112H2ZM19 111H20V109H19ZM135 111H138V112L142 111V112L140 115L139 114L132 115V112H135ZM227 112H228V114H227ZM6 114H7V112H6ZM8 114H7V116H8ZM45 114L47 115L46 117H45ZM142 114H144V115H142ZM50 115H52V116H50ZM179 119H180L179 121H181L183 118H179ZM171 121L169 123L173 122V121L172 122ZM66 122H68L69 125L66 126V128H63V125ZM135 122H136V124H134ZM166 123H168V122H166ZM231 123H235V125H232ZM45 124H50V125H49V127L44 128ZM174 124L168 128L176 127V125H174ZM206 124H208V123H206ZM226 126H228V127H226ZM239 126H241L242 128ZM224 127H226L228 129L227 133L231 134L232 136L222 135L225 137V138H223L221 136L222 133H220L218 135L220 130H221V132L226 130V129H224ZM49 131H52L53 134L58 133V135H53V134L51 135V136H53L52 141H50L51 140L50 137L46 136L47 133H49ZM135 131H136V133H134ZM245 133L247 134V136H245ZM152 135H155L157 137L156 139H159V143L157 144V146L153 150L147 151L146 147L151 143V141H152L151 136ZM203 135H206V136L203 137ZM1 136H2V134L0 133V137ZM58 136H61V137L56 138ZM230 137H232V138H230ZM2 138H3V136H2ZM220 138H222V142L220 141ZM209 140H211V142H209ZM145 141L148 142L147 146L144 145ZM214 141H219V147L216 146V143H212ZM220 143H221V145H220ZM253 144H254V141H253ZM173 147H175L174 143H173ZM235 148H239V146H237V147L235 146ZM257 149L259 150V152ZM136 151H139V149ZM175 151L173 152V154L175 153ZM167 153H168V151H167ZM170 153H169V155H170ZM127 155L125 154V156H127ZM79 156H81L83 158V160H80ZM132 156H130V158ZM94 158H96V159L94 160ZM170 158H172V157H170ZM87 159H89L90 163H86ZM128 159L129 158L126 157L125 160L124 159H120V160L121 161H126V160L128 161ZM130 160H133V158H131ZM152 161L155 163V165L152 164L153 163ZM183 162H185V161H183ZM103 163H105V162H103ZM117 163H118V161H117ZM99 164H100V161H99ZM124 165H128V164H124ZM226 167H228L227 164H226ZM158 168L161 170L160 172H161L162 176L161 177L157 176L155 178L156 181L153 179V181H154V185H153L152 184L153 181L149 179V176H151L152 174L148 176L147 172H150L149 170L152 171L153 169L155 170ZM29 169H26L28 171V173H29ZM163 171H164V173H163ZM108 172H109V174H108ZM204 172H205V174H204ZM97 175H98V177L96 178ZM171 176H173V177H171ZM179 176L186 177L187 179L186 180H178ZM151 177L153 178V176H151ZM249 177L251 180H249ZM261 177H263V178H261ZM171 178H174V179H171ZM259 181H262L261 184H259ZM100 183L101 184L105 183V185H107V187H105V185L103 187ZM200 184H202V181ZM67 185H70V186H67ZM147 186L149 187L148 190H150V192L152 190V191H154V195L155 194L158 195V201L163 200L164 198H167V200L164 201L163 203L154 202L155 201L154 196L151 193H148L149 191L146 192ZM196 186L197 185H195V187ZM68 187H70V188H68ZM106 189H108V190H106ZM96 190H98V191H96ZM57 191H59L58 194H56ZM115 191H116V193H115ZM187 191H186V193H187ZM19 193L20 192L12 194V196L10 197V201L8 203H6V205L17 203V201L21 197V193L18 197L15 195L19 194ZM189 193H187V199L185 200L186 202L189 198H191L192 194L190 195ZM250 195H251V191H249V196ZM246 196H248L247 190H246V193L243 195V198L245 200H246ZM252 200L251 199L247 200L246 205L250 206V202H253ZM61 203L63 204L64 208H66V206H68L70 204H74V206H76L77 209H80V211L78 212V215L76 217L77 221L75 219H72L71 217L63 216L61 214V212L59 211V204H61ZM92 204L93 205L95 204L96 207L91 206ZM256 205H257V207H256ZM151 206L152 205L148 206V210H147V216L148 217L154 215V214L149 212ZM177 207H178L177 209H180V211H183L184 210L183 208H186V207H184V205L182 203H180V205ZM151 210H153V209H151ZM136 213L138 214L137 217H135L137 215ZM140 215H143V214H141V212H133L132 214H127L123 217V219L126 223L125 225L131 231L137 232L140 230V228H142V229L144 228V225L140 221L141 219H139ZM175 215H176V213H175ZM176 216H178V219L182 218L180 212H179V215H176ZM230 216L231 215L225 216L223 218L225 223H227L228 225L229 224L231 225L232 223H234L233 219L230 218ZM173 218H175V217H173ZM240 222L238 224H242V222L241 223ZM234 228L235 227H233V229ZM231 229L232 228H230V232L233 231ZM238 230H239V228L237 229V231ZM8 235L10 236V234H8ZM261 235H262V237H261ZM0 239H4V238L0 237ZM4 240H6V239H4ZM37 242H39V244H37ZM8 250H10V248ZM60 254L62 255V257L59 256ZM94 260H95L96 264H102L100 261L101 259L99 260L98 258L97 259L95 258ZM88 262H89V264L92 263L91 261H88ZM71 264H78V263L75 260L74 262L72 261ZM92 264H94V263H92Z\"/></svg>",
  "mask_w": 264,
  "mask_h": 264
}]
</instances>
